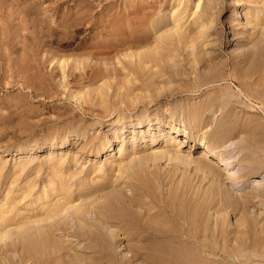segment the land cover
<instances>
[{
	"label": "bare ground",
	"instance_id": "obj_1",
	"mask_svg": "<svg viewBox=\"0 0 264 264\" xmlns=\"http://www.w3.org/2000/svg\"><path fill=\"white\" fill-rule=\"evenodd\" d=\"M75 2L76 9L68 6L64 14L60 13L64 17L60 15L59 19L56 15L63 5L62 0H0V57L8 59L6 64L9 63L8 69L14 74L7 72L9 76L18 78V84L25 89L35 87L51 96L65 97L76 103L81 112L75 114L71 108L74 113L70 119L67 113L59 111L57 118L67 123L62 124L63 132H57L51 141L35 144L28 151L31 160H25L26 164L23 161L20 167L15 164L24 174L49 173H45L46 185L42 188L41 185L38 192L35 191L40 183L36 176L31 175L35 180L27 174L22 178V172L23 180H17L19 176H16L10 181L14 186L8 185L7 179L14 171L7 174V162L0 160V195L4 193L2 188L6 191V198L0 201V264H117L115 254L120 250H115L123 240L127 241V248L131 245L139 254H143L140 247L144 245L145 251H149L148 259L144 254L139 256H144L146 264H236L233 253L244 246L233 252L232 245L264 246V222L260 221L264 216L261 218L255 211V215L251 212L252 208H264V177L254 180L259 190L245 192L242 197L234 195V190L231 192L228 186V189L222 186L224 183L219 184L230 177V182L237 183L235 188L238 189L244 185L239 178H251L264 171V124H257L262 121L256 115V118L250 117L253 107L244 102L240 106L239 98L235 102V96L229 94L232 91L229 86L216 90L217 95L225 92L224 98L211 90L209 94L213 92L215 97L213 93L205 94L209 97H203L201 104L190 103L184 110L180 105L185 102L171 106L164 103L184 93L196 94L207 85L232 81L250 102L264 107V0H234V14L227 16L230 20L217 23V14L231 10V6H227V10L218 8L217 0ZM97 2L106 3L96 10ZM85 27L93 30V34L75 49L81 52L74 53L75 45L69 55L66 49L59 52L61 46H56L57 51L50 50L53 38L62 42ZM230 34L237 38L230 40ZM229 44L234 46V52L232 49L233 53L224 55ZM205 69H210V73L203 71ZM7 75L4 79L10 78ZM192 75H196L194 79ZM173 82L184 86L173 88ZM168 83L171 88H167ZM39 93L36 91L37 96ZM214 107H222L219 112L224 120L218 119L217 127L211 125L212 131L208 129L211 132L207 130L204 134L205 113ZM168 108L169 113L165 110ZM212 111L214 114V109ZM180 112L186 118L184 124ZM211 120L209 124L214 123V119ZM155 125L159 126L154 133ZM105 126L109 127L105 136L97 134L100 130L96 132V129ZM181 132H184L182 137ZM128 133L133 135L130 140ZM237 137L242 138H239L241 142L235 140ZM213 138H217L216 144ZM221 139L227 140L226 143L235 140V146L239 143L237 151L244 155L237 164L233 161L225 165L224 158L222 164L215 163V158L231 151H227ZM114 145L118 148H113ZM28 148L0 150V158L18 157ZM46 149L48 156L41 161L40 154ZM116 150L118 157L113 155ZM230 155H227L228 160L237 159ZM103 156L107 162L97 164ZM73 161L81 167L85 161L87 165L92 164L67 172L66 165L75 164ZM233 165L242 171L244 167L247 172L244 169V175L239 177L237 170L224 177L225 166L232 168ZM10 168L14 170V166ZM194 170L198 174L205 170L209 178L212 175L208 184L206 181V185L202 183L197 188L192 179ZM127 176L130 181L124 183L131 194L121 184ZM16 190L23 191L22 201L33 208L27 209L29 213L15 210V205L24 204L21 199L20 203L17 201ZM6 206L12 209L6 211ZM91 212L96 214V223L89 217ZM231 215L238 216L236 222L230 220ZM61 230L74 231L81 240L79 244L91 251L76 250L75 258L67 255L69 242L70 246L75 243L64 241L62 235L58 238L56 232ZM121 235L125 237L120 238ZM214 245L222 246L215 250L211 247H216ZM131 249L129 246L128 251L133 252ZM67 251L73 253V250ZM240 252L238 255L244 256V252ZM10 253L19 256V260ZM217 253L225 257L214 262L211 256ZM128 254L124 257L122 252V264H130ZM261 257L263 259V254ZM132 258L130 261L134 263Z\"/></svg>",
	"mask_w": 264,
	"mask_h": 264
},
{
	"label": "rangeland",
	"instance_id": "obj_2",
	"mask_svg": "<svg viewBox=\"0 0 264 264\" xmlns=\"http://www.w3.org/2000/svg\"><path fill=\"white\" fill-rule=\"evenodd\" d=\"M64 1V2H63ZM75 1V0H74ZM74 1L73 0H69V3H68V0H66V2L67 3H65V0H62V3H63V5L61 6V9L59 10V13H57L58 15H56V18H59L60 17V15H61V17L63 18L64 17V15L62 16V14H64V10L66 9V11H67V9H69L68 8V6L71 8V9H76V2L74 3ZM83 1V0H82ZM73 2V3H72ZM217 2L219 3V5H218V8H219V6H220V9L222 10H224V9H228V7H230L231 6V10L230 11H221L220 9H218V10H220L221 12H224V13H221L220 12V14H217V16L216 17H219V19L218 18H216L217 20L215 21L216 23L217 22H219V20L220 21H229L230 20V17H232V15L234 14L233 12H234V6L236 5V3H234V0H217ZM65 3V4H64ZM106 2H104V4H105ZM220 3H222V5H224V7H222V5L220 4ZM69 4H71V5H69ZM74 4V5H73ZM97 4H99L98 2L96 3V6H97ZM104 4L102 3L101 5L99 4L97 7V9H96V7H95V9L96 10H98V9H102L101 7H103L104 6ZM228 6V7H227ZM64 7V8H63ZM73 7V8H72ZM222 7V8H221ZM63 9V10H62ZM244 8H242L241 10H243ZM63 12H62V11ZM217 10V11H218ZM61 11V12H60ZM216 11V12H217ZM219 12V11H218ZM217 12V13H218ZM60 13H62V14H60ZM233 13V14H232ZM220 15V16H219ZM58 16V17H57ZM227 16H230V17H228L227 18ZM222 19H221V18ZM59 19H61V18H59ZM227 19V20H226ZM229 19V20H228ZM86 28L87 27H85V31H86V33L84 34V30H81V31H83V32H79L78 31V33L76 34V33H74V37L73 38H69V39H63L64 40V42H63V40H62V42L60 43L59 42V40H57V42H56V40L53 38V41L52 42H54V46L55 47H53L52 45H53V43L51 42V45L49 46V48H50V50L51 49H53V48H57V47H59V46H61V50L59 51L60 53H62L63 51L62 50H64V49H66V50H64L65 52H70V53H73L74 52V50L76 49V50H78L79 49V46H81V44L83 43V42H85L86 40H88L89 38H90V36H91V34H93V30L92 31H90V30H86ZM92 32V33H89V32ZM234 32V31H233ZM235 32H237V31H235ZM234 32V33H235ZM81 33H82V35H81ZM233 33V34H234ZM84 34V35H83ZM233 34H230L229 35V37L231 38L230 40H233L234 41V39H236L237 37H235V35H233ZM75 35H76V37H75ZM81 35V36H80ZM85 36V37H84ZM235 38H234V37ZM82 37H84L83 39H85L84 41H83V39H82ZM88 37V38H87ZM227 36L225 35V38H226ZM75 38V39H74ZM80 38V39H79ZM224 38V41H226V39ZM74 40V41H71V40ZM82 39V40H81ZM55 40V41H54ZM67 40H69L68 42H70V43H72V44H70V43H67ZM59 42V43H58ZM79 42H80V45H78L79 44ZM65 43V44H64ZM78 43V44H77ZM61 44H63V45H61ZM67 44H68V46H67ZM78 46H77V45ZM71 45V46H70ZM76 47H75V46ZM57 46V47H56ZM67 46V47H66ZM75 48H74V47ZM216 46V44L215 45H212V47H211V49L212 48H214V47ZM62 47H64V48H62ZM66 47V48H65ZM227 47L228 48H225V51H224V55H230L231 53H233L234 52V46H232L231 44H229V46L227 45ZM48 48V49H49ZM60 48V47H59ZM67 48H70L69 50H67ZM73 48H74V50H73ZM234 48V49H233ZM237 48V47H236ZM54 49V50H55ZM58 49V48H57ZM57 49H56V51H57ZM232 49H233V52H232ZM72 50H73V52H72ZM75 50V52L74 53H79V52H81V50H79V51H76ZM239 50V52H241V50H243V49H238ZM228 51V52H227ZM230 51V52H229ZM65 52H64V54H65ZM226 52V53H225ZM236 52H238V51H236ZM66 53V54H67ZM70 53H68L67 55H69ZM2 57H3V55H1ZM2 57H0L1 59H0V66L1 65H3V67H1L0 69V150H10V151H15V150H18L19 148H24V149H27L28 147V150H26V152L24 153V154H20L18 157H14L13 155H11V156H5V157H1L0 158V160H2V159H4L6 162H7V164L5 165L6 167H8V169H6V171L8 172L7 174H11L12 173V171H14V172H16V171H18V172H16V173H12V175H14V177L12 176V175H9V177L10 176H12V177H8V185H11V183H10V181H14V178L16 177V176H19V177H17L16 179L17 180H21L22 178H25V177H23L24 175H29L28 176V178H32V176H33V178L35 177V179H36V181H38L39 183H40V185L38 186L39 188H36L37 189V191H35V192H38V190H40V186H41V188L42 187H44V185H46L43 181H45L46 179H47V177L48 176H46V174L48 175L49 173L47 172H45V173H43L41 176H37L36 175V172H30L31 173V175L30 174H28L27 172L24 174V172H23V170H20L19 169V164L20 163H22V162H20V161H23V163H25L26 164V161L28 160H31V159H28V157H29V154H28V151H31V148H33L34 147V145L35 144H37V143H40V142H47V141H51V139L52 138H55V136H57V132H59V131H61V132H63V127L67 124L66 122H62V120H59L58 118H57V116L58 115H60V113H59V111L61 112V110H62V112L61 113H67L66 114V116H67V118H70V117H72L73 116V113H74V111H75V114L78 112V113H81L80 112V109L78 108V105L76 104V103H74V102H72V101H69V100H65V97H61L60 96V98H58V97H55V95L53 96H51L50 94H47V93H43L42 91L40 92V90H37V88H35V87H33V89H31V90H28V89H25V88H23L22 86H20L19 84H18V82H19V80H17L14 76H13V79H12V76L11 75H14V74H12L11 73V69H8V68H10L9 67V63L8 64H6L7 63V61H8V59L7 58H2ZM180 59H182V58H180ZM6 60V62H4ZM3 62V63H2ZM2 63V64H1ZM6 65H8V66H6ZM11 70V71H10ZM210 69H205V70H203V71H209ZM7 72H10L11 73V75L9 76V74L10 73H7ZM228 72L229 73H231V65H229V67H228ZM208 73H210V71L208 72ZM8 74V75H7ZM6 75H7V77L9 76L10 78H5L4 79V77H6ZM4 76V77H3ZM194 75H192L191 77L194 79L195 78V76L193 77ZM3 78V79H2ZM11 80H13L14 81V83L16 82V84H12L13 82L11 81ZM12 83H11V82ZM11 83V84H10ZM174 83V82H173ZM176 83V82H175ZM174 83V85L172 86V84L171 83H168L167 84V88H171V87H173V88H175V87H177V85H179V87L177 88V89H179V88H181V87H183L184 85L181 83V82H177L176 84ZM182 85H181V84ZM18 84V85H17ZM164 85H165V83H163ZM162 84V86H164ZM171 84V87L169 86ZM211 86V87H210ZM228 86L229 87H231L232 88V91L229 93L230 95H234L235 96V98H234V101L236 102L237 100H238V98H239V100L241 99L242 100V103H240L239 105L241 106V104L243 105V102H244V104L245 103H247V104H250L252 107H253V109H251V112H252V114H251V112H250V114L249 115H253V116H250V117H255V115L259 118V120L260 121H262V122H260V121H258V118H257V122H260V123H257V122H255V123H257V124H261V125H263L264 124V107H262L260 104H258V103H256V102H253V101H251L250 102V100L244 95V93H242V89L241 88H239L237 85H235L232 81H229V82H219V83H215V85L214 84H211V85H207V86H205L203 89H202V91H200V92H198V93H184L183 95H181L180 97H178V98H176V99H174V98H171V99H168V100H166V101H164V103L165 104H167L168 106H169V104H170V106L171 105H174V104H182V102H185L184 104L186 105H184V104H182V105H180V107L182 106L183 107V110L186 108V107H188L189 105H191V104H193V105H196V104H198V103H200V102H202L203 101V99H205L206 97H209L213 92L215 93V95L216 96H220V97H223L224 96V93L225 92H219L220 94H218L217 95V88L219 89V87L220 88H228ZM214 88V89H213ZM223 88V89H224ZM35 89H36V91H37V93H42V94H40L39 93V95L40 96H37L38 94H36V91H35ZM211 90H215V91H213L211 94H209L210 92H211ZM214 93L212 94V97H215L214 96ZM205 94L207 95H209V96H205ZM223 94V95H222ZM44 95V96H43ZM225 95H226V93H225ZM46 96V97H45ZM49 96H51V97H49ZM42 97V98H41ZM55 97V98H54ZM188 97V98H187ZM203 97H205V98H203ZM225 97V96H224ZM223 97V98H224ZM61 98H63V99H61ZM222 98V99H223ZM59 99V100H58ZM188 99V100H187ZM193 99V100H192ZM189 100H191V101H189ZM198 100V101H197ZM200 100V101H199ZM176 102V103H175ZM186 102H187V104H188V102H189V104L187 105L186 104ZM193 102V103H192ZM197 102V103H196ZM191 103V104H190ZM73 104V105H72ZM201 104V103H200ZM167 105H166V107L165 108H167ZM71 108L74 110H71ZM75 108V109H74ZM77 108V109H76ZM170 108V107H169ZM169 108L168 109H165L166 110V112H168L169 113ZM217 107H214L213 109H214V114H212V110L213 109H210L211 111H207V113H205V120L206 121H204L202 124H204V125H206L205 127H204V131H203V133L205 132V131H207L208 129H210L211 131H212V129L213 128H215V127H213V125L214 126H216L217 127V125H218V123L220 122V121H222V120H224V118L222 117V114L220 113L221 111H222V107H218L217 109H216ZM60 109V110H59ZM67 109V110H66ZM221 109V110H220ZM57 110H58V113H57ZM71 110V111H70ZM153 109H151V112L152 113H155V111H152ZM218 112H217V111ZM219 110H220V112H219ZM67 111V112H66ZM73 111V112H72ZM77 111V112H76ZM215 111L217 112L216 114H215ZM69 112V113H68ZM70 112H72V113H70ZM167 113V114H168ZM208 113L210 114V115H208ZM182 113L180 112V115H181ZM220 114V115H219ZM55 115H56V118H54L55 117ZM214 115V116H213ZM208 116V117H207ZM220 116V117H219ZM55 119V121H54V119ZM180 117H182V118H180V120H181V122L184 124V121L186 120V118H185V116H184V114H182V116H180ZM222 117V118H221ZM52 118V119H51ZM169 118H170V115H169ZM184 118H185V120H184ZM210 118V119H209ZM211 118L212 119H214L213 121H214V123H211V124H209L210 122H212V120H211ZM221 118V119H220ZM256 118V117H255ZM254 118V119H255ZM261 118V119H260ZM71 119V118H70ZM220 121H219V120ZM208 120V121H207ZM209 120H211L210 122H209ZM256 121V120H255ZM207 122V123H206ZM216 122H218L217 124H215ZM61 123V124H60ZM206 123V124H205ZM59 124V125H58ZM64 126H63V125ZM61 125V126H60ZM182 125V124H181ZM207 125H210V126H207ZM211 125H212V127H211ZM54 126V127H53ZM63 126V127H62ZM158 126L159 125H155V126H153L152 128H155V131H153L154 133L156 132V129L158 128ZM161 127H162V125H161ZM208 127V128H207ZM212 129H211V128ZM51 128V129H50ZM55 128H58V129H55ZM63 128V129H62ZM165 129H168V127H164ZM207 128V129H206ZM109 129V127L108 126H105V127H103V129L102 128H98V129H96V132L98 131L99 132V130H100V132L99 133H97V134H99V135H103V136H105L104 134L106 133V131ZM147 130H148V128H146ZM55 130V131H54ZM210 130H208L207 132H211ZM102 131V132H101ZM152 131V130H151ZM55 132V133H54ZM51 133H53V136H52V134ZM92 133H95V131H92ZM205 134V133H204ZM55 135V136H54ZM182 135H184V132H181V137H182ZM49 136V137H48ZM129 136V137H128ZM132 134H130V133H128L127 134V137H128V139L130 140L131 138H132ZM48 137V138H47ZM51 138V139H50ZM105 138V137H104ZM201 138H204V136L202 137L201 136ZM239 138H241V137H237L235 140L237 141V140H239V142H241V139H239ZM73 139H74V136H73ZM184 139V138H183ZM214 139V138H213ZM212 139V141H214L215 140V143L214 142H212V143H214V144H216V142H217V138H215L214 140ZM222 140V141H221ZM220 141L221 142H223V143H226V141L227 140H223V139H221ZM235 140H233V142L232 141H230V142H228V143H226L225 144V146L227 147V151H230V153H231V155H230V157L231 156H237V159H232V160H228V154H230L229 152H226V153H228V154H226V155H224V156H221L220 158H215L214 159V161H215V163L217 164V165H219V164H222V161L224 160V163H225V165L227 164V165H230L229 163L230 162H236V164H237V162L240 160L239 159V157L241 158L244 154H242L241 155V153H240V151H237V147H238V145H239V143L235 146V144H233V143H236V141ZM221 142H219V143H221ZM232 144V145H231ZM116 145V144H115ZM114 145V147L113 148H118L117 146H115ZM230 145H231V147H230ZM234 145V146H233ZM235 147V148H234ZM259 149V148H258ZM118 150V149H117ZM117 150L113 153V155L114 154H117ZM188 150V149H187ZM235 152H237L236 154H235ZM238 152H239V156H238ZM42 154H40V155H42V157H41V161L43 160V159H45L47 156H48V149H46V151L45 152H41ZM234 154V155H233ZM22 155V156H21ZM31 156V155H30ZM23 157H26V158H23ZM117 157H118V154H117ZM229 157V158H230ZM263 157H264V153H263ZM224 158V159H223ZM32 159H34V158H32ZM104 159V160H103ZM219 159H221V162H220V160ZM223 159V160H222ZM4 160H2V161H4ZM26 160V161H25ZM98 160H100L99 161V163H97V164H101L102 165V163L104 164V163H106L107 161L105 160V156H103V158H101V159H98ZM217 160V161H216ZM235 160H237V161H235ZM4 161V163H6ZM27 161V162H28ZM18 162V163H17ZM74 163L76 162L77 163V161H73ZM229 162V163H228ZM75 163V164H76ZM81 163V162H80ZM86 163V161L85 162H82V167L84 168V167H89V166H91V164L92 163H88V165H87V163ZM17 166H19V167H17ZM75 164H73L72 162L70 163V166H69V164H67L66 165V167H68L67 168V172H75V170H77V171H79V170H82L83 168L81 167V165L80 164H76V166H78L79 167V169H77L78 167H76V166H74ZM245 164V163H244ZM85 165H87V166H85ZM197 166H199V164H196ZM11 166H14V170L13 169H11L10 167ZM16 166V167H15ZM231 167V166H230ZM226 168V166H225V170L223 171L224 172V174L225 173H227V174H225L224 175V177L225 176H231V174H229V173H232V175H233V172H235V171H237V170H239L238 169V167L237 168H234V165L232 166V168ZM16 168V169H15ZM75 169L74 171H72L73 169ZM81 168V169H80ZM19 169V170H18ZM69 169V170H68ZM86 169V168H85ZM231 171H230V170ZM234 169V170H233ZM244 167H243V171L242 170H239V171H237V173H239V174H237V176H243L244 175ZM16 170V171H15ZM71 170V171H70ZM160 170H163L162 168L160 169ZM76 171V172H77ZM164 171V170H163ZM245 171L247 172V170L245 169ZM21 172H22V175H21ZM197 174H196V173ZM245 172V173H246ZM195 173V174H194ZM19 174V175H18ZM33 174H35V175H33ZM229 174V175H228ZM22 176V178H21V176ZM27 175H26V177H27ZM127 174H125L124 176H126ZM46 176V177H45ZM123 176V177H124ZM212 177V175H210V178ZM226 177V178H227ZM256 177H260V179H262V177H264V171H262L260 174H258V175H252L251 176V178H245V179H243V177H241V178H239V179H241L242 180V183H241V185L244 183V185L242 186V187H239L238 189L237 188H235L236 186L238 187V185H237V183H233V182H230L231 180H229V178L230 177H228L227 179H225L224 181H222L221 180V182L222 183H220L219 182V184H223L222 186H226V189H230L231 190V192H233V190H234V195H236V196H239V197H242L244 194H245V192H248V191H251V190H255V191H257V190H259L258 188H259V186H258V184L257 183H254V180L256 181V180H260V179H255ZM13 178V180H11ZM30 178V179H31ZM32 178V179H33ZM39 178V180H37ZM209 178V176H208V174L206 173V171L205 170H203L202 172H201V174H198V171H196V170H194L193 171V176H192V179L194 180V183H196L197 185H198V187H197V185L196 184H194V186L195 187H197V188H199L200 187V184H202V183H204V184H202V185H206V184H208V182L211 180ZM10 179V180H9ZM15 179V180H16ZM35 179H33V180H35ZM128 176H127V178L126 179H122L121 180V184L123 185V186H125V188L127 189L126 191L127 192H129L130 190H129V188H127L126 187V185H125V183L124 182H127V181H130V179H128ZM204 179H206V180H204ZM231 179V178H230ZM23 180V179H22ZM41 180H42V182H41ZM125 180V181H124ZM205 181V182H204ZM206 181H207V183H206ZM220 181V180H219ZM22 181H18V183L20 184ZM215 182H217V181H215ZM42 183V184H41ZM206 183V184H205ZM23 184H25V182L24 183H22V186H23ZM219 184H217V185H219ZM257 184V185H256ZM263 184H264V180H263ZM13 185V184H12ZM11 185V187H13ZM17 185V184H16ZM15 185V187H17V186H19V185H17L16 186ZM227 186H228V188H227ZM2 187V186H1ZM14 187V188H15ZM202 188H203V186H201ZM256 187H258V188H256ZM257 190H256V189ZM19 189V188H18ZM35 189V190H36ZM263 189H264V186H263ZM4 190V191H3ZM229 190V191H230ZM261 190V189H260ZM262 191H264V190H262ZM2 192H4V193H1V194H3V195H0L1 196V198H0V201H2V198L6 195L5 194V189L4 188H2ZM7 192H8V190H7ZM20 192H22V194L20 193ZM18 193H20V195H18ZM130 194H131V192H129ZM264 193V192H263ZM16 194H17V201L19 202L20 201V199L21 198H23V191L21 190H16ZM19 197V198H18ZM4 198H6V196L4 197ZM3 198V199H4ZM23 199H21V201H22ZM17 202V204H19ZM22 202H24V204L22 203V204H20V205H18V206H16L15 205V207H17V208H15V210H17L18 209V213H21V214H23V211H24V213L25 214H27V213H29V211L28 210H33V208L32 207H30V206H28L27 205V202L26 201H22ZM29 204V203H28ZM10 205V204H9ZM8 206H6V208H4V209H6V211L9 209V208H11L10 206H9V208H7ZM19 207V208H18ZM29 208V209H28ZM31 208V209H30ZM12 209V208H11ZM11 209H9V210H11ZM28 209V210H27ZM8 210V211H9ZM140 212H142V210H140V209H138ZM257 210H258V212H257ZM20 211V212H19ZM256 212L257 213V216H260L261 218H263V216H264V208L263 207H260L259 209L258 208H252V211L251 212ZM252 213V214H256V213ZM90 216V219H92L91 221L92 222H94L95 220V223L97 222V219H95L96 218V214L95 213H93V212H91L90 214H89ZM236 217H238V216H235V215H231V218H230V220L231 221H233V222H236L237 220V218ZM239 217H240V215H239ZM260 217H258V218H260ZM241 218V217H240ZM239 218V219H240ZM242 220V219H241ZM259 221L260 219H256V221ZM260 221H263L264 222V220L262 219V220H260ZM259 221V222H260ZM99 222V221H98ZM98 224H101V223H98ZM102 225L104 226L105 225V227L108 229V230H111V228L108 226V225H106L105 223H103L102 222ZM110 228V229H109ZM108 230H105L106 232L108 231ZM118 230V229H117ZM62 231V232H61ZM61 231H58V232H56V235L57 234H59V235H57V237L59 238L60 237V235H62L60 238L61 239H63V237H64V241L65 240H67L68 242L69 241H73L75 244H73V245H71L70 246V244H71V242H69L70 244L68 245V248H69V246H70V248L68 249L67 248V246H65V245H67V242H66V244L64 245L65 246V249L67 248V250H73V253H71V251H67V250H65V252H66V254L68 255V254H70V256L72 257V255L74 254V255H76V250L77 251H80V252H83V253H89V251H91L90 249H88V248H85V245H81V244H79L80 242L79 241H81V240H79V238L77 237V236H75L74 234H73V232L74 231H69V232H67V231H63V230H61ZM109 232V231H108ZM70 235V236H69ZM122 236L123 237H125L124 235H121V237L120 238H122ZM67 238V239H66ZM119 238V239H120ZM122 240V239H121ZM125 242L127 243V241H125V240H123V243L121 244L120 243V248H117L115 251H117V250H120V253H117V252H119V251H117L116 252V256H115V259H114V261H116L117 262V264H119V262L122 264V262L123 261H121V260H123V258L130 252L132 255L134 254L133 252H135L134 250H136V249H134V250H132L134 247L133 246H131V245H129L130 246V249L133 251V252H131V251H128L129 250V246H128V248H127V244L125 245ZM122 246V247H121ZM135 246V245H134ZM138 246H141V245H137V247ZM144 246V245H143ZM142 246V247H143ZM214 246H216V247H213V246H211L212 247V249H214L215 248V250L216 249H219L222 245H214ZM218 246V247H217ZM233 246V252L234 251H236L237 249H238V247L240 248V246H244L243 248H241V249H238V251H242V252H240L241 254L243 253V255L244 256H246V259H244L245 257L244 256H240V254L238 255V251H236V252H232L233 253V256H234V254L236 255L234 258H235V261H236V264H259V263H261V264H264V257H263V259H262V257H261V255L263 254V256H264V252H263V250H264V246L262 245V246H259V245H257L259 248H257L256 246H254V247H256V248H253L252 247V245H251V247H249L250 245H232ZM71 247H73L72 249H71ZM76 247V249H74ZM124 247H126V248H124ZM140 247L141 248V250H143V254L146 256L145 258L146 259H148V257H147V255L146 254H148L149 253V251L148 250H146L145 251V248L143 247ZM236 247V248H235ZM82 248H85V249H83L82 251H81V249ZM135 248H136V246H135ZM139 248V247H138ZM245 248H248V249H245ZM249 248L253 251L252 253L254 254H252L251 253V250H250V254H248L249 253ZM261 248V249H260ZM263 248V249H262ZM79 249V250H78ZM255 249H256V251H255ZM138 250V249H137ZM136 250V251H137ZM246 250V251H245ZM260 250V251H259ZM88 251V252H87ZM248 251V252H247ZM262 251V252H261ZM68 252V253H67ZM122 252H123V255H124V257H121V256H123V255H121L122 254ZM245 252H247V254L245 253ZM262 254H261V253ZM130 253L128 254V256L127 257H129V263L130 264H135L136 263V261L138 262V260H139V262L141 263H144V262H146L147 263V260L145 261V258H144V256H142L143 258H141V256H139V255H143V254H139V252H135L136 254H134V256H132V255H130ZM137 253H138V256H139V258H136V260L134 259L135 257H138L137 256ZM237 253V254H236ZM256 253V254H255ZM261 255H260V254ZM10 254H14L15 255V253H10ZM126 254V255H125ZM246 254V255H245ZM73 255V256H74ZM248 255V256H247ZM251 255V256H250ZM257 255V256H256ZM217 256V257H216ZM250 256V257H249ZM256 256V258H261V259H256V258H252V260H251V257H255ZM15 257H17V255H15ZM75 257H77V256H74L73 258H75ZM131 257H133L132 259H134L133 260V262L134 263H131ZM219 257V258H218ZM225 256H222V254L220 253H217V254H213L212 256H211V258H213V261L214 262H216V260L218 261V259L219 260H222L223 258H224ZM237 257V258H236ZM240 257L242 258V259H240ZM244 257V258H243ZM249 257V258H248ZM120 258H122L121 260H120ZM141 258V259H140ZM215 258V259H214ZM143 259V260H142ZM230 259H232V258H230ZM239 259V260H238ZM248 259V260H247ZM256 259V260H255ZM17 260H19V256L17 257ZM119 262H118V261ZM126 260H128V258L126 259ZM243 260H245L244 262H243ZM250 260V261H249ZM241 261V262H240ZM248 261V262H247ZM139 262L138 263H136V264H139ZM240 262V263H239ZM247 262V263H246ZM250 262V263H249ZM259 262V263H258ZM19 263V262H18ZM146 263H144V264H146ZM28 264H34V263H28Z\"/></svg>",
	"mask_w": 264,
	"mask_h": 264
}]
</instances>
